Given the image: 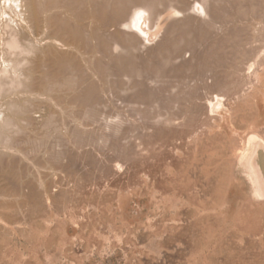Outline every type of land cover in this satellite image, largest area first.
<instances>
[{
  "label": "rangeland",
  "instance_id": "rangeland-1",
  "mask_svg": "<svg viewBox=\"0 0 264 264\" xmlns=\"http://www.w3.org/2000/svg\"><path fill=\"white\" fill-rule=\"evenodd\" d=\"M226 24L205 30L233 41ZM173 32L137 51V78L105 86L115 104L29 142L32 198H12L9 223L0 212V264H264V53L208 106V44Z\"/></svg>",
  "mask_w": 264,
  "mask_h": 264
},
{
  "label": "bare ground",
  "instance_id": "bare-ground-1",
  "mask_svg": "<svg viewBox=\"0 0 264 264\" xmlns=\"http://www.w3.org/2000/svg\"><path fill=\"white\" fill-rule=\"evenodd\" d=\"M223 1L0 0V212L5 222L11 221L14 197H30L23 190L32 184L25 177L29 142L42 137L49 122L81 121L79 108L89 114L90 106L112 103L105 86L119 76L124 81L139 76L143 58L137 51L159 33L172 35L180 27L206 40L207 78L201 82L213 97L203 104L213 106L218 94L235 96L243 89L254 60L264 53V0H228L233 7L228 16ZM229 22L238 30L233 41L217 29Z\"/></svg>",
  "mask_w": 264,
  "mask_h": 264
}]
</instances>
